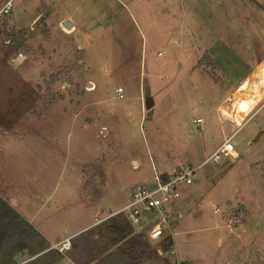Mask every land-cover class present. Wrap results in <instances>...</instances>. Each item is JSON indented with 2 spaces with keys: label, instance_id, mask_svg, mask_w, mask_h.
Segmentation results:
<instances>
[{
  "label": "rangeland",
  "instance_id": "1",
  "mask_svg": "<svg viewBox=\"0 0 264 264\" xmlns=\"http://www.w3.org/2000/svg\"><path fill=\"white\" fill-rule=\"evenodd\" d=\"M260 100L264 0H14L0 26L1 222L26 258L156 174L202 165L174 207L180 258L264 264V101L240 121ZM227 136L239 157L205 163Z\"/></svg>",
  "mask_w": 264,
  "mask_h": 264
},
{
  "label": "built area",
  "instance_id": "2",
  "mask_svg": "<svg viewBox=\"0 0 264 264\" xmlns=\"http://www.w3.org/2000/svg\"><path fill=\"white\" fill-rule=\"evenodd\" d=\"M13 9L14 0H8L0 7V26ZM122 91L123 88L119 87L118 92ZM121 96L123 97L122 94ZM197 122H201V118H198ZM243 125L241 122L237 123V127ZM223 157L234 160L239 157V152L231 142V136L226 137L223 144L206 159L205 163L210 161L218 163ZM201 167L202 165L198 167L181 165L171 173L156 174L151 184L134 186L130 202L116 213L125 214L135 231L143 235L146 241L157 242V251L161 255L166 254L172 260V264H188L180 258L176 248L175 229L183 213L174 207L182 199V188L194 183ZM73 238L67 237L55 242L51 249L65 253L72 248Z\"/></svg>",
  "mask_w": 264,
  "mask_h": 264
},
{
  "label": "trees",
  "instance_id": "3",
  "mask_svg": "<svg viewBox=\"0 0 264 264\" xmlns=\"http://www.w3.org/2000/svg\"><path fill=\"white\" fill-rule=\"evenodd\" d=\"M205 58L212 62L209 54ZM116 215L75 236L73 245L76 246L65 254L48 250L50 244L37 235L41 236L42 242L36 249L31 248L26 258L21 253L30 248L27 241L23 238L14 244V239L7 232L10 224L2 223L0 217V264H60L64 255L75 264H139L145 258L159 255L157 249L145 245L146 239L132 229L125 214ZM33 231L38 234L34 228ZM25 260L27 262L23 263Z\"/></svg>",
  "mask_w": 264,
  "mask_h": 264
},
{
  "label": "crops",
  "instance_id": "4",
  "mask_svg": "<svg viewBox=\"0 0 264 264\" xmlns=\"http://www.w3.org/2000/svg\"><path fill=\"white\" fill-rule=\"evenodd\" d=\"M5 3H3L2 5H4ZM2 5H0V7L2 6ZM40 16H41V13L40 14H37L36 16H35V20L36 19H39L40 18ZM67 20V19H66ZM66 20H64V21H66ZM70 20V19H69ZM64 21H63V23H64ZM72 21V20H71ZM72 24L74 25L72 28H71V31L74 29V27L76 26V24L75 23H73L72 22ZM172 42H174V43H176L174 40H171L169 43L171 44ZM254 67V66H253ZM253 67L252 68H250V70H248V72L246 73V74H244V76L242 77V79H240V81H239V85L242 83V81L243 80H245V78L253 71ZM252 69V70H251ZM239 87V86H238ZM237 89V88H236ZM235 89V90H236ZM225 99V101L224 102H221L220 103V105H219V107H220V114L222 115V116H224V117H226L227 118V120L230 122V123H232V121L230 120V117L229 116H227L224 112H223V110H222V107L223 106H227V107H229V108H232V107H235V108H237L238 107V103L235 101V103H232V104H224L225 102H227V101H230V100H233V93H230L226 98H224ZM264 101V100H263ZM262 100H260L250 111H248L241 119H240V121H242L244 118H245V116L246 115H250V114H252L255 110H256V108L263 102ZM235 104V105H234ZM231 105V106H230ZM239 121V122H240ZM233 127H235V124H233ZM227 159V158H226ZM179 166H181V165H179ZM179 166H177V167H179ZM193 166V165H192ZM177 167H175V168H173L171 171H165V172H163V173H161V174H165V173H171L174 169H176ZM205 203H208V204H211V202L209 201V200H207V199H203V201H202V204L203 205H205ZM121 210V209H120ZM214 212L216 213V211H215V209H214ZM113 215H109L108 217H107V219L108 218H110V217H112ZM103 218H105V217H103ZM103 218H99V219H97L94 223H92L89 227H87L86 229H88V228H90V227H92V226H94V225H96V224H98V223H101V221L103 222L104 220H101L100 221V219H103ZM28 224H31V223H29L28 222ZM179 224V223H178ZM32 225V224H31ZM33 226V225H32ZM242 227H244V226H242ZM33 228H34V226H33ZM35 229V228H34ZM86 229H84V230H86ZM132 229H134V227L132 226ZM39 234L38 235H42V233L41 232H39L38 231V229H35ZM84 230H82V231H84ZM82 231H80L79 233H81ZM79 233H76V234H74V235H69V236H66V237H64V238H61V239H59V241H61V240H63V239H65V238H67V237H74L75 238V236H77ZM141 235V234H140ZM36 236H37V234H36ZM43 236V235H42ZM43 238H45L44 236H43ZM46 240V239H45ZM47 241V240H46ZM57 242V241H56ZM146 242H148V241H146ZM149 243V242H148ZM53 244V243H52ZM51 243H50V245H52ZM51 247V246H50ZM49 247V248H50ZM148 247H150V245L148 246ZM151 248V247H150ZM51 249V248H50ZM151 249H153V248H151ZM155 249H156V247H155ZM49 250V249H48ZM158 253H159V255H161L160 254V252L158 251ZM65 254V253H64ZM159 255H154L153 257H150V258H145L144 259V261L145 260H148L149 262H151L152 261V259L153 258H156L157 256H159ZM143 261V260H142ZM141 261V262H142ZM140 262V263H141ZM187 263H188V261H186ZM139 263V264H140ZM62 264H75V262L69 257V256H67V255H64V258L62 259ZM189 264V263H188Z\"/></svg>",
  "mask_w": 264,
  "mask_h": 264
},
{
  "label": "water",
  "instance_id": "5",
  "mask_svg": "<svg viewBox=\"0 0 264 264\" xmlns=\"http://www.w3.org/2000/svg\"><path fill=\"white\" fill-rule=\"evenodd\" d=\"M36 22H39V21H36ZM63 24H64L66 27H68L69 29H71V28L74 26V25L72 24V21H71V20H66V21H64ZM175 44H176V43H174V42H172V43L170 44L172 50H173ZM17 59H18L19 61H22V57H21V56H18ZM153 105H154V101H153V99L149 98V99L146 100V107H147V109H150ZM145 245H146V246H149L150 244H149L148 242H145ZM73 246L75 247L76 244H74Z\"/></svg>",
  "mask_w": 264,
  "mask_h": 264
},
{
  "label": "bare ground",
  "instance_id": "6",
  "mask_svg": "<svg viewBox=\"0 0 264 264\" xmlns=\"http://www.w3.org/2000/svg\"><path fill=\"white\" fill-rule=\"evenodd\" d=\"M176 45V44H175ZM175 45H174V47H175Z\"/></svg>",
  "mask_w": 264,
  "mask_h": 264
}]
</instances>
